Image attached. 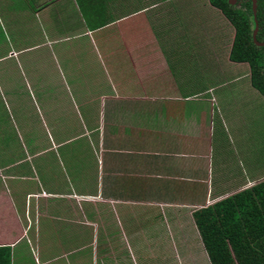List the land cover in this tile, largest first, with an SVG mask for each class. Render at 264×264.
Returning a JSON list of instances; mask_svg holds the SVG:
<instances>
[{
  "label": "crops",
  "instance_id": "0c3cea01",
  "mask_svg": "<svg viewBox=\"0 0 264 264\" xmlns=\"http://www.w3.org/2000/svg\"><path fill=\"white\" fill-rule=\"evenodd\" d=\"M179 2L0 0V264H50L34 245L85 243L88 225L116 244L117 223L144 254L211 264L194 211L257 181L226 173L240 158L221 103L231 93L216 97L199 58L186 59ZM200 180L206 196L190 201ZM152 217L168 229L183 219L195 243L153 242Z\"/></svg>",
  "mask_w": 264,
  "mask_h": 264
},
{
  "label": "trees",
  "instance_id": "16d2710c",
  "mask_svg": "<svg viewBox=\"0 0 264 264\" xmlns=\"http://www.w3.org/2000/svg\"><path fill=\"white\" fill-rule=\"evenodd\" d=\"M179 6L183 8L178 14L185 25L184 29L189 30L183 39L191 38L194 43L193 47L185 44L190 47V51L184 52V55L186 59L191 54L195 60L199 58L200 69L203 68L207 78L204 84L208 88L219 87L234 75L241 77L247 73L241 62H248L251 84L264 95V46H258L253 39L256 24L252 0L242 6L232 5L229 0H182ZM258 7L260 29L257 38L264 41V0H258ZM249 85L248 79L241 78L231 86L229 92L252 98L253 92ZM234 86H239V89ZM200 88L203 91L202 83ZM242 105L246 109L243 115H246L247 123L237 119L231 130L240 158L234 163V169H231L232 165L230 168L227 161L226 173L236 175L241 172L244 175L247 172L250 179L257 182L194 211L193 217L211 264H264V180H259L264 174V168L252 165V160L263 165L261 157L255 159L253 146L254 141L263 142L259 153L262 156L264 103L260 100L244 102ZM249 105L253 107L248 110ZM223 107L221 105V109ZM240 111L228 107L230 117L234 113L239 116ZM261 116L262 127L257 121ZM247 145L249 160L244 159ZM231 146L234 145L228 147Z\"/></svg>",
  "mask_w": 264,
  "mask_h": 264
},
{
  "label": "rangeland",
  "instance_id": "374dc122",
  "mask_svg": "<svg viewBox=\"0 0 264 264\" xmlns=\"http://www.w3.org/2000/svg\"><path fill=\"white\" fill-rule=\"evenodd\" d=\"M15 7V6H12ZM201 62H199V65ZM198 65V64H196ZM202 68V67H201ZM203 69V68H202ZM240 77L238 76H233L231 80L226 82L225 84L220 85L219 87H211L209 89L210 92H214L216 97H218L219 92H229L231 86L235 82H239ZM250 87L253 86L252 84L249 85ZM237 90L239 89V86H234ZM255 89V88H254ZM219 91V92H216ZM257 101L256 99L252 98V101H249L247 96L242 97L238 96L234 93L231 94V96H228L225 100H222L221 103H225L227 105L230 102L229 107H233L234 110H241L239 116L234 113L232 115V118H234V121L237 119H240V121L243 119V113L245 112V108L243 107L242 103H247V102H253ZM260 101V98L257 102ZM202 102V100H201ZM253 107L252 105L248 106V110ZM210 108V107H209ZM239 108V109H237ZM205 109H207L205 107ZM195 113V112H193ZM193 113H187V116H190V114ZM258 115V113L256 114ZM264 117V114H263ZM243 121V120H242ZM233 134V132H232ZM263 139H264V129H263ZM11 142L10 144H12ZM246 144H248V141H246ZM77 148H81L79 145V142L75 143L73 146V151H75ZM261 153V150L259 151ZM245 156L244 159L249 160V155L250 151L248 150V145L246 146V150L244 152ZM252 159V158H251ZM263 162V165L257 164L252 160V165L254 167L258 168H264V147H263V154L261 157V163ZM253 183H251L248 187H250ZM194 186H197V195L190 199L193 202L199 201L201 197L206 196V188L204 183L200 180L198 182L193 183ZM242 189H245L243 187ZM182 200H186V197ZM186 203V202H185ZM186 210V208L184 209ZM116 222V220H114ZM122 223V222H121ZM189 226V223L185 222L183 219L177 224L172 226V223H169V229L167 228V225L165 223H160L157 222L154 217H152L151 222L147 225V230L150 231L152 234L155 235H161L159 238H155L152 241L155 242L158 239L164 241L165 239H169L172 241H178L181 242L180 244H183L184 241L188 240V243H195V240H192L190 238L186 239H181L180 236H183L186 233L181 229L182 226ZM115 231L117 232L118 236L115 238H112L111 240L116 242V244H108V245H103L101 239H97L95 233L92 230V226L88 225V235L85 238L86 242L82 244H75L71 245L70 247H66L63 249L62 247H58L59 244V239L58 238H52L50 240L44 239L42 243H39L38 245H34L37 248V251L41 252H47L46 254L44 253V261L48 259V263L50 264H112L115 260H112L108 258L106 253H109L110 255H119L120 260L119 264H182L181 260L176 259V251L180 252V255L182 256V251L179 250H170L169 252H159L156 250H153L151 244L148 245V248H152L153 251H149L150 253H145L142 251V246L140 244V239L134 238V239H129L124 238L122 231H124V228L122 225L115 224ZM174 228V229H173ZM133 229H135L133 227ZM102 234V231H101ZM167 236L168 238H165L164 236ZM177 235V236H175ZM113 242V243H114ZM118 243V245H117ZM171 244V243H170ZM118 246V247H117ZM191 246V245H190ZM169 244L165 247H159V248H168ZM175 247H177V244H175ZM105 252V253H104ZM47 255V258L45 256ZM82 257L81 261H78L79 258ZM32 259V264L34 263L33 258ZM30 259V260H31ZM29 260V261H30ZM199 264H209L207 258H205V261L203 262V259L199 261Z\"/></svg>",
  "mask_w": 264,
  "mask_h": 264
},
{
  "label": "flooded vegetation",
  "instance_id": "af4514ba",
  "mask_svg": "<svg viewBox=\"0 0 264 264\" xmlns=\"http://www.w3.org/2000/svg\"><path fill=\"white\" fill-rule=\"evenodd\" d=\"M248 0H237L236 1V3H234V4H232V5H236V4H238V6H242L244 3L246 4V2H247ZM229 2H230V0H229ZM252 9H253V0H252ZM258 10H259V7H258V0H257V4H256V17H255V13H254V10H253V17H254V21H255V24H256V21H257V23H258V25H259V20H258ZM263 15H264V13H263ZM255 28H256V25H255ZM261 28H262V26H261ZM259 29H260V26H258V31H259ZM255 30V29H254ZM258 31H257V34H258ZM253 39H254V37H253ZM257 40H258V38H257ZM259 42H262V43H264V41H260V40H258ZM254 42H255V40H254ZM256 43V42H255ZM257 44V43H256ZM258 46H264V45H259V44H257ZM241 64H243L244 65V69L247 71V73H245L244 75H242L241 77H240V80H241V78H243V79H248V81H249V83L251 84V71H250V65H249V63L248 62H241ZM262 96L264 97V95L262 94ZM261 143H263L262 141H260V145H261ZM257 151H258V153H259V151H260V147L258 146V149H257ZM259 180H264V174H262L261 175V178L259 179Z\"/></svg>",
  "mask_w": 264,
  "mask_h": 264
},
{
  "label": "water",
  "instance_id": "95a60500",
  "mask_svg": "<svg viewBox=\"0 0 264 264\" xmlns=\"http://www.w3.org/2000/svg\"><path fill=\"white\" fill-rule=\"evenodd\" d=\"M236 1H237V0H230V3H231V4H234V3H236ZM256 4H257V0H253V10H254V13H255V17H256ZM258 26H259V25H258V23H257V21H256V28H255V30H254L253 37H254V40H255V42H256L257 44H259V45H264V43L259 42V41L257 40Z\"/></svg>",
  "mask_w": 264,
  "mask_h": 264
}]
</instances>
